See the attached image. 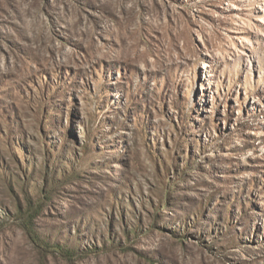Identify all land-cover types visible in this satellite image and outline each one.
<instances>
[{
	"label": "rangeland",
	"instance_id": "obj_1",
	"mask_svg": "<svg viewBox=\"0 0 264 264\" xmlns=\"http://www.w3.org/2000/svg\"><path fill=\"white\" fill-rule=\"evenodd\" d=\"M0 264H264V0H0Z\"/></svg>",
	"mask_w": 264,
	"mask_h": 264
}]
</instances>
